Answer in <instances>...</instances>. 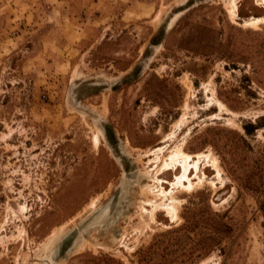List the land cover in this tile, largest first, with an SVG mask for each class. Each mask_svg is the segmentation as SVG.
Masks as SVG:
<instances>
[{
  "label": "rangeland",
  "instance_id": "obj_1",
  "mask_svg": "<svg viewBox=\"0 0 264 264\" xmlns=\"http://www.w3.org/2000/svg\"><path fill=\"white\" fill-rule=\"evenodd\" d=\"M0 264H264V0H0Z\"/></svg>",
  "mask_w": 264,
  "mask_h": 264
},
{
  "label": "bare ground",
  "instance_id": "obj_2",
  "mask_svg": "<svg viewBox=\"0 0 264 264\" xmlns=\"http://www.w3.org/2000/svg\"><path fill=\"white\" fill-rule=\"evenodd\" d=\"M186 161H187V160H186ZM213 161H214V160H213ZM187 169H188V168H187ZM187 169H186V170H187ZM160 207H161V206H160ZM157 209H159V208L157 207ZM177 209H178V207H177ZM171 210H172V209H171ZM172 211H174V210H172ZM176 212H177V211H176ZM54 238H55V237H54Z\"/></svg>",
  "mask_w": 264,
  "mask_h": 264
}]
</instances>
